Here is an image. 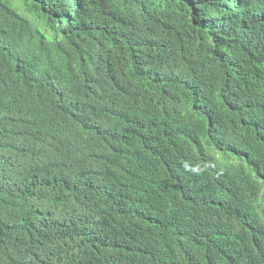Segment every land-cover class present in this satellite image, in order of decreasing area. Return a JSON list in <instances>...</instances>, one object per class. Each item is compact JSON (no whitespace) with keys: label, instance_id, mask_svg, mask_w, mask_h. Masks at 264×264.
<instances>
[{"label":"trees","instance_id":"obj_1","mask_svg":"<svg viewBox=\"0 0 264 264\" xmlns=\"http://www.w3.org/2000/svg\"><path fill=\"white\" fill-rule=\"evenodd\" d=\"M190 263L264 264V0H0V264Z\"/></svg>","mask_w":264,"mask_h":264},{"label":"clouds","instance_id":"obj_2","mask_svg":"<svg viewBox=\"0 0 264 264\" xmlns=\"http://www.w3.org/2000/svg\"><path fill=\"white\" fill-rule=\"evenodd\" d=\"M188 151H190V152H192V153H194V154H198V150H197V148L196 147H191ZM192 153H189V154H187V151L182 155V157L186 160H188V161H194V158H193V154ZM223 173L224 172H222V169H221V167L219 166V165H214L213 167H211L208 171H207V174H208V176L209 177H211L212 179H214V180H219L221 177H222V175H223ZM201 181V178H200V180L199 181H197V182H194L192 179H187V180H185V182H186V184L188 185V184H190V183H194V184H197V183H199ZM122 201H120V202H122V204L123 205H126L129 209H135V208H137L138 207V203H136L134 200H129V201H126V200H123V199H121ZM143 211H146L145 209H143V208H140L139 210H137L136 211V213L138 214V213H140V212H143ZM113 237L114 236H112V234H108V233H101V232H99V236H98V242L102 245V246H107V245H109L111 242V240H113ZM141 238V237H140ZM139 238V239H140ZM144 239H147V238H144ZM148 240H150L151 242H150V244H152V243H154V241L155 240H153V239H148ZM110 242V243H109ZM149 244V245H150ZM186 258L185 259H187V260H192V259H194V258H191V257H187V256H185ZM191 264V263H190Z\"/></svg>","mask_w":264,"mask_h":264}]
</instances>
